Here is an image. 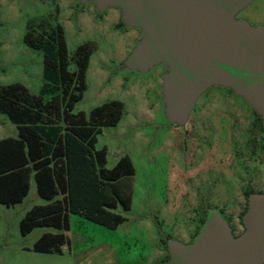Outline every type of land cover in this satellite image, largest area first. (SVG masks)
I'll use <instances>...</instances> for the list:
<instances>
[{"label":"rangeland","instance_id":"1","mask_svg":"<svg viewBox=\"0 0 264 264\" xmlns=\"http://www.w3.org/2000/svg\"><path fill=\"white\" fill-rule=\"evenodd\" d=\"M242 14L264 24V0H256ZM121 20L118 8L98 12L93 2L0 0V88L20 82L31 93H44L45 99L61 96L60 80L47 82L43 76L44 51L28 39L48 40L62 25L70 54L82 43L91 52L87 90L74 112L89 116L93 108L113 101L114 116L120 119L115 126H103L97 148L108 147L110 168L124 155L135 166L134 176L127 179L133 185L132 206L125 210L118 203L114 208L126 219L111 228L71 213L61 253L29 250L43 233L61 229L38 226L21 233L26 212L48 202L32 179L22 202L0 203V264H176L169 260L165 242L192 241L210 208L229 220L235 234L244 231L247 168L264 171V119L258 121L253 108L233 90L215 86L200 98L186 126H171L161 92L167 69L156 66L141 73L123 66L141 34ZM17 134V125L0 113V139Z\"/></svg>","mask_w":264,"mask_h":264},{"label":"water","instance_id":"2","mask_svg":"<svg viewBox=\"0 0 264 264\" xmlns=\"http://www.w3.org/2000/svg\"><path fill=\"white\" fill-rule=\"evenodd\" d=\"M256 0H79L98 12L121 11L125 25L141 38L123 66L148 73L164 66L163 113L183 127L200 98L212 87L233 90L264 119V24L242 15ZM245 229L235 234L229 220L210 208L190 242L167 240L176 264H264V192L249 195L242 216Z\"/></svg>","mask_w":264,"mask_h":264},{"label":"trees","instance_id":"3","mask_svg":"<svg viewBox=\"0 0 264 264\" xmlns=\"http://www.w3.org/2000/svg\"><path fill=\"white\" fill-rule=\"evenodd\" d=\"M54 32L48 40L28 42L44 51L43 76L46 81L60 80L56 84L62 87L61 96L45 99L44 93H31L20 82L0 88V113L19 129L17 137L0 140V203L21 202L29 193L33 173L39 194L48 200L26 212L20 222L23 235L38 226L68 230L71 213L115 228L126 217L114 208L120 203L129 210L133 200V185L127 182L135 174L132 159L124 155L108 168V147L97 148L103 126H115L120 119L114 116L113 101L93 108L89 116L83 110L74 112L87 90L88 44L78 45L72 55L65 28L59 25ZM257 119L263 118L257 114ZM66 240L62 232H46L33 249L61 253Z\"/></svg>","mask_w":264,"mask_h":264},{"label":"flooded vegetation","instance_id":"4","mask_svg":"<svg viewBox=\"0 0 264 264\" xmlns=\"http://www.w3.org/2000/svg\"><path fill=\"white\" fill-rule=\"evenodd\" d=\"M243 15V14H242ZM244 16V15H243ZM122 19V18H121ZM195 110V109H194ZM257 115V114H256ZM190 121V120H189ZM189 123V122H188ZM186 126V125H185ZM228 167V166H227ZM247 175L248 177L246 184L244 183V193L247 194L248 199H247V206L249 204V195L253 192H264V171L262 169H260L259 171H257L254 168L250 169L247 168ZM234 175V174H233ZM233 180V178H232ZM234 181V180H233ZM237 182V181H236ZM234 184L235 181H234ZM243 222V221H242ZM244 225V224H243ZM245 229V226H244ZM238 235V234H237Z\"/></svg>","mask_w":264,"mask_h":264},{"label":"crops","instance_id":"5","mask_svg":"<svg viewBox=\"0 0 264 264\" xmlns=\"http://www.w3.org/2000/svg\"><path fill=\"white\" fill-rule=\"evenodd\" d=\"M17 128H18V126H17ZM18 133H19V129H18ZM17 136H18V134H17ZM17 136H14V137H17ZM7 137H8V136H7ZM3 138H5V137H3ZM3 138H1V139H3ZM1 139H0V140H1ZM106 166H107V165H106ZM107 167H108V166H107ZM108 168H110V167H108ZM111 168H112V167H111ZM32 179L35 180L34 173L31 175V178H30V187H31V184H32ZM35 182H36V180H35ZM36 185H37V184H36ZM29 191H30V190H29ZM28 194H29V193H28ZM28 194H27V195H28ZM27 195H26V196H27ZM43 198H44V197H43ZM44 199H45V198H44ZM23 200H24V199H23ZM23 200H22V201H23ZM46 200H47V199H46ZM22 201H21V202H22ZM19 203H20V202H19ZM1 204H3V203H1ZM16 204H17V203H16ZM45 204H46V203H45ZM4 205H5V204H4ZM6 206H8V205H6ZM10 206H11V205H10ZM75 214H76V213H75ZM79 215H80V214H79ZM83 217H84V216H83ZM85 218H86V217H85ZM89 220H90V219H89ZM61 232L65 234V236H66V238H67V240H68V237H67L65 231L62 230ZM45 233H46V232H45ZM53 233H57V232H53ZM43 234H44V233H43ZM67 240H66V241H67ZM35 242H36V241H34V243H35ZM29 250H33V251H35L34 249H32V248H30V247H29ZM37 252H39V251H37Z\"/></svg>","mask_w":264,"mask_h":264}]
</instances>
